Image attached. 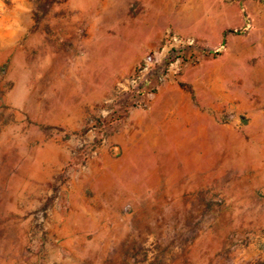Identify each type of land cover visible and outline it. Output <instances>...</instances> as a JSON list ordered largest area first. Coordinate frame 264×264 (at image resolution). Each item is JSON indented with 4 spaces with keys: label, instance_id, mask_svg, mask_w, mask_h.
<instances>
[{
    "label": "rangeland",
    "instance_id": "374dc122",
    "mask_svg": "<svg viewBox=\"0 0 264 264\" xmlns=\"http://www.w3.org/2000/svg\"><path fill=\"white\" fill-rule=\"evenodd\" d=\"M168 34L198 59L123 148L102 111ZM0 264H264V0H0Z\"/></svg>",
    "mask_w": 264,
    "mask_h": 264
},
{
    "label": "built area",
    "instance_id": "2783aa9c",
    "mask_svg": "<svg viewBox=\"0 0 264 264\" xmlns=\"http://www.w3.org/2000/svg\"><path fill=\"white\" fill-rule=\"evenodd\" d=\"M149 56L142 60L128 77L118 83L115 97L106 102L102 111L103 117L99 121L102 127L128 120L133 108L146 109L150 106L161 84L167 81L170 74H179L186 63L196 61L198 51L195 39H182L168 34L160 49ZM163 58L168 61L164 66L161 63ZM155 68H158V74L155 82L150 84V76L156 71Z\"/></svg>",
    "mask_w": 264,
    "mask_h": 264
},
{
    "label": "crops",
    "instance_id": "0c3cea01",
    "mask_svg": "<svg viewBox=\"0 0 264 264\" xmlns=\"http://www.w3.org/2000/svg\"><path fill=\"white\" fill-rule=\"evenodd\" d=\"M222 43L223 39L218 43L219 47ZM213 44L217 46L216 42H213ZM216 46L209 49L218 48V46ZM167 87V84L163 85L164 89ZM160 91L161 89H159V93ZM154 103L153 100L151 106H153ZM128 121L126 125L122 126L121 131L114 136L115 141L121 143L123 148L131 144H138L141 137H147V110L141 108L132 109L129 113ZM140 133L143 135L140 136Z\"/></svg>",
    "mask_w": 264,
    "mask_h": 264
},
{
    "label": "trees",
    "instance_id": "16d2710c",
    "mask_svg": "<svg viewBox=\"0 0 264 264\" xmlns=\"http://www.w3.org/2000/svg\"><path fill=\"white\" fill-rule=\"evenodd\" d=\"M246 23H245V26L240 29V30H231V29H226L224 31V37H223V43L222 45L219 47V48H216V49H209V50H206V53L207 54H211L213 56H216V55H219L224 47V44L226 43V39H227V35L229 32H234L236 34H241V33H245L249 27V22H248V19L246 18L245 19Z\"/></svg>",
    "mask_w": 264,
    "mask_h": 264
}]
</instances>
